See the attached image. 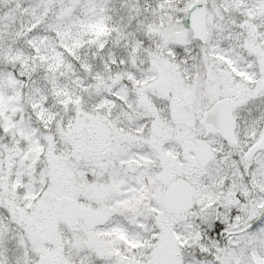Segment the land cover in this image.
<instances>
[{
    "label": "snow or ice",
    "instance_id": "snow-or-ice-1",
    "mask_svg": "<svg viewBox=\"0 0 264 264\" xmlns=\"http://www.w3.org/2000/svg\"><path fill=\"white\" fill-rule=\"evenodd\" d=\"M0 264H264V0H0Z\"/></svg>",
    "mask_w": 264,
    "mask_h": 264
}]
</instances>
